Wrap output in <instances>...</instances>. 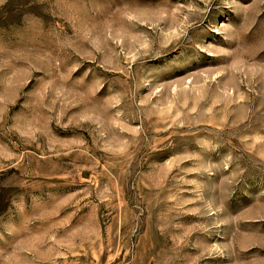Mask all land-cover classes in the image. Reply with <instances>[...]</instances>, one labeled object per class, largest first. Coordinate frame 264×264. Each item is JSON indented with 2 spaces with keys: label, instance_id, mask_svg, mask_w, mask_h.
<instances>
[{
  "label": "rangeland",
  "instance_id": "1",
  "mask_svg": "<svg viewBox=\"0 0 264 264\" xmlns=\"http://www.w3.org/2000/svg\"><path fill=\"white\" fill-rule=\"evenodd\" d=\"M0 264H264V0H0Z\"/></svg>",
  "mask_w": 264,
  "mask_h": 264
}]
</instances>
